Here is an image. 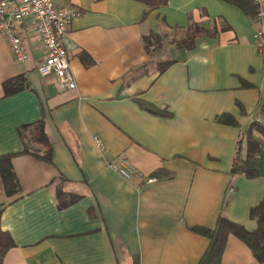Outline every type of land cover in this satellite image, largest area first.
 I'll use <instances>...</instances> for the list:
<instances>
[{
	"label": "crops",
	"instance_id": "obj_1",
	"mask_svg": "<svg viewBox=\"0 0 264 264\" xmlns=\"http://www.w3.org/2000/svg\"><path fill=\"white\" fill-rule=\"evenodd\" d=\"M54 2L78 12L65 35L73 89L38 73L44 50L30 17L13 27L24 60L0 34V154L20 151L19 126L37 120L51 146L50 163L13 156L15 194L0 178V227L13 240L3 264H197L209 239L195 227H223V217L254 229L249 211L264 193V56L252 35L264 15L227 0H167L144 18L137 0ZM196 25L202 31L186 47ZM149 32L159 39L147 52ZM19 75L28 87L7 92ZM246 137L261 141L254 178L230 171ZM122 155L139 174L110 166ZM58 187L80 197L58 208ZM219 258L264 264L233 233Z\"/></svg>",
	"mask_w": 264,
	"mask_h": 264
},
{
	"label": "trees",
	"instance_id": "obj_2",
	"mask_svg": "<svg viewBox=\"0 0 264 264\" xmlns=\"http://www.w3.org/2000/svg\"><path fill=\"white\" fill-rule=\"evenodd\" d=\"M145 4L146 10L143 11L142 17L144 18L149 10L157 9L164 5L167 0H137ZM235 3L241 7V9L251 18H257V12L259 9L258 3L255 0H227ZM202 29L199 26H193L186 30L184 37L182 38V44L186 47L191 46L192 40L200 33ZM145 42V50L148 52L150 46L154 47L159 35L154 32H149L143 37ZM154 51V48H152ZM169 62L168 60H162L158 63V68L163 69ZM13 83L11 88H8L7 92H13L22 88L28 87V81L25 76L19 75L11 80ZM259 129H262L259 127ZM263 131V130H262ZM18 133L23 143V148L17 152H9L0 154V178L3 183V188L7 196H11L18 192L19 182L12 167V158L16 154H27L35 159L51 162V146L47 135L44 131V125L42 120L35 122L22 124L18 128ZM27 140L38 143L43 149L40 151H34L28 148ZM261 141L252 137H246L245 142L239 140L235 156L231 164V173L242 174L247 178H254L259 175L258 172V149ZM64 182V178H60ZM56 198L58 208H63L74 201H76L80 195L77 193L65 191L62 187L56 188ZM4 202H0V216ZM249 215L255 220V228L247 230L238 223L225 220L223 217H219V221H224V226L221 227L218 224L213 229H207L203 227H195L194 229L209 239L208 246L203 253L197 264H222L220 262V253L223 248L225 236L228 233H233L240 240H242L250 249L253 257L258 262H264V193L261 200L250 208ZM13 245V240L9 233L4 231L0 227V264H3V256L8 248Z\"/></svg>",
	"mask_w": 264,
	"mask_h": 264
},
{
	"label": "built area",
	"instance_id": "obj_3",
	"mask_svg": "<svg viewBox=\"0 0 264 264\" xmlns=\"http://www.w3.org/2000/svg\"><path fill=\"white\" fill-rule=\"evenodd\" d=\"M77 14L73 7L58 6L54 0H0V34L7 39L14 58L24 60V45L13 27L23 18L30 17L44 50V61L38 66V73L41 76H52L59 89H73L75 81L67 57L65 35L70 22ZM263 15L264 12L259 8L257 16ZM252 36L257 52L264 56V30H255ZM95 142L100 146L99 139L95 138ZM110 166L124 178L139 174L125 155L119 158L117 164Z\"/></svg>",
	"mask_w": 264,
	"mask_h": 264
},
{
	"label": "rangeland",
	"instance_id": "obj_4",
	"mask_svg": "<svg viewBox=\"0 0 264 264\" xmlns=\"http://www.w3.org/2000/svg\"><path fill=\"white\" fill-rule=\"evenodd\" d=\"M165 57H166V55L163 54V56H161L160 58H165ZM152 60H153V58H152ZM27 146L29 149L34 150V151H40L41 152L43 150L38 143L31 141V140H27Z\"/></svg>",
	"mask_w": 264,
	"mask_h": 264
}]
</instances>
